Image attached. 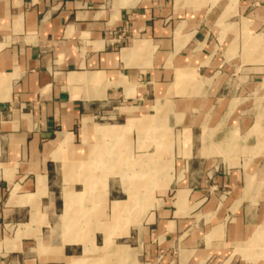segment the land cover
<instances>
[{
  "label": "crops",
  "instance_id": "obj_1",
  "mask_svg": "<svg viewBox=\"0 0 264 264\" xmlns=\"http://www.w3.org/2000/svg\"><path fill=\"white\" fill-rule=\"evenodd\" d=\"M0 264H264V0H0Z\"/></svg>",
  "mask_w": 264,
  "mask_h": 264
}]
</instances>
